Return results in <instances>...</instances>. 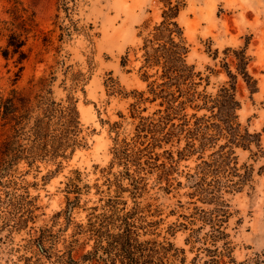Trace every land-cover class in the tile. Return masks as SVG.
I'll use <instances>...</instances> for the list:
<instances>
[{"label": "rangeland", "instance_id": "rangeland-1", "mask_svg": "<svg viewBox=\"0 0 264 264\" xmlns=\"http://www.w3.org/2000/svg\"><path fill=\"white\" fill-rule=\"evenodd\" d=\"M14 4L35 26L22 64L0 51V150L18 137L38 156L0 160V264H52L47 255L65 251L100 264L82 262L93 240L80 229L116 199L141 239L179 250L177 264H264V0H0V27ZM164 11H175L181 34L170 37L192 72L172 84L155 61L171 47L168 31L154 39ZM230 85L244 139L227 145L217 109L185 92ZM229 150L248 180L218 201L198 194L205 162ZM213 209L225 211L224 238L205 219Z\"/></svg>", "mask_w": 264, "mask_h": 264}, {"label": "trees", "instance_id": "trees-1", "mask_svg": "<svg viewBox=\"0 0 264 264\" xmlns=\"http://www.w3.org/2000/svg\"><path fill=\"white\" fill-rule=\"evenodd\" d=\"M17 4H21V2L17 1ZM64 9L67 11L68 7L64 6ZM13 10L11 20L7 22L3 20L2 26L0 27V36H4L5 38L4 46H0V51L5 58L15 57V62L22 64L27 58L25 46L29 34L32 27L35 26L34 12L28 14L29 12H27V9L18 8L15 4L13 5ZM174 10H178L176 5H174ZM174 12L167 15L166 11H164L162 21L154 28V39L161 38L164 31H168L167 36L171 47L165 49V56L162 57L159 55L155 58V61L157 62L158 59L163 58V63L166 68L164 74L171 84L175 79L182 78L183 80H188L192 76L191 68L184 64L182 58V55L186 52L185 47L173 43L172 37H170L173 31L179 36L181 34V30L174 19L176 16ZM170 25L174 30L169 28ZM150 40L151 39H148V41ZM178 65L181 66V69H179L180 73L177 74L170 69V66L171 68H177ZM244 75L249 77L247 74ZM185 96L188 102L194 101L200 97L201 103L194 106L197 109H217L216 113L212 114V117L218 119V123L214 125V134H223L227 145L242 143L244 139L243 134H240L239 127L234 122L236 117L234 110L239 103L235 98L233 85L221 87L214 97L204 93H198L196 89L189 87L187 88V92H185ZM207 103H210V106L207 107ZM203 128L204 130H202ZM206 128H208L206 125L200 126V133L197 134H206ZM35 135L37 136V134ZM252 136L257 137L258 135L253 134ZM8 140V144L11 146V149L8 151L7 136L1 141L3 148L0 150V160L2 162H15L22 158L28 159L30 160L28 162L32 163L38 156L32 151L23 154L22 150L18 148V137H11L8 138ZM257 141L258 140H256L255 147L259 148L260 144ZM232 154L233 152L230 150L220 151L212 158L211 163L205 162L210 170L203 172L204 174L200 179L202 183L208 175H210L211 179L209 183H207L209 187H199L200 191L198 194H202L206 197L208 196L210 200L218 201L222 196L221 190L227 188L239 190L241 185L248 180L250 176L249 169L246 168V171L243 173L237 172V167L231 165L234 159V157L231 156ZM59 156L64 155L61 154ZM119 204L123 205L124 202H119L118 199H116L107 203L106 210L93 215L88 225L80 229L87 238L93 240V246L91 250L87 251L82 256V262L89 261L100 264H177L176 260H178L179 250L169 241L158 242L155 239H141V235L143 234L141 230L143 226L139 223V219L134 216L133 212L125 211V206L119 207ZM223 215H225V211L222 210V213H220L219 209H213L205 218L206 221H209L211 233L216 239L227 236L221 229V225L224 221L222 218ZM38 240L42 248V237ZM223 248L225 251L229 250L227 241L224 242ZM42 249L44 251L45 248L43 247ZM47 256L51 258L52 264H81L71 256V252L69 251H65L61 254L50 253ZM180 262H183V258L180 259Z\"/></svg>", "mask_w": 264, "mask_h": 264}]
</instances>
